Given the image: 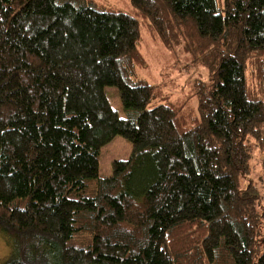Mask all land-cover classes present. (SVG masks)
<instances>
[{"label": "trees", "instance_id": "16d2710c", "mask_svg": "<svg viewBox=\"0 0 264 264\" xmlns=\"http://www.w3.org/2000/svg\"><path fill=\"white\" fill-rule=\"evenodd\" d=\"M131 5L0 0L1 264H264V0ZM144 29L208 70L196 105L139 77Z\"/></svg>", "mask_w": 264, "mask_h": 264}, {"label": "rangeland", "instance_id": "374dc122", "mask_svg": "<svg viewBox=\"0 0 264 264\" xmlns=\"http://www.w3.org/2000/svg\"><path fill=\"white\" fill-rule=\"evenodd\" d=\"M99 4L120 9L133 16L134 8L131 0H96ZM140 51L145 58L144 68L139 70L138 75L149 84L158 86L160 91L169 95L174 101L184 103L190 100L194 103V83L196 81H207L208 70L200 65H194L190 55L179 53V51L168 50L160 41L150 37L144 29ZM106 95L121 118L125 119L123 103L119 91L114 87H107ZM196 107V106H195ZM132 145L122 137L115 138L110 144L101 150L100 176L107 178L112 176V163L115 161L129 160L132 155ZM264 162V152L255 153L253 164L256 175L263 174L259 163ZM10 247L5 237L0 233V264L10 255Z\"/></svg>", "mask_w": 264, "mask_h": 264}]
</instances>
